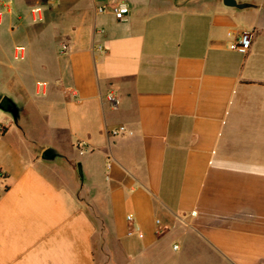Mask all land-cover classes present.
Here are the masks:
<instances>
[{
	"label": "crops",
	"instance_id": "0c3cea01",
	"mask_svg": "<svg viewBox=\"0 0 264 264\" xmlns=\"http://www.w3.org/2000/svg\"><path fill=\"white\" fill-rule=\"evenodd\" d=\"M233 1L0 0V264H264V0Z\"/></svg>",
	"mask_w": 264,
	"mask_h": 264
},
{
	"label": "built area",
	"instance_id": "2783aa9c",
	"mask_svg": "<svg viewBox=\"0 0 264 264\" xmlns=\"http://www.w3.org/2000/svg\"><path fill=\"white\" fill-rule=\"evenodd\" d=\"M109 10L112 13L114 19L118 22L125 20V18L129 14L128 6L124 3L116 4L113 7H111ZM98 11L103 12L104 9L100 8L98 9ZM250 46H251V34L243 32L234 40V42L230 46V50L244 55L249 50ZM106 100L108 103L112 105L116 103L115 98L110 95L107 96ZM122 133H123L122 127L118 129H114L110 132L112 136H116ZM174 249H176V246L174 247Z\"/></svg>",
	"mask_w": 264,
	"mask_h": 264
},
{
	"label": "water",
	"instance_id": "95a60500",
	"mask_svg": "<svg viewBox=\"0 0 264 264\" xmlns=\"http://www.w3.org/2000/svg\"><path fill=\"white\" fill-rule=\"evenodd\" d=\"M223 4L227 7H238L233 0H223ZM0 110L9 114L13 122L17 120L18 109L10 100L6 99L5 101H1ZM58 158V153L51 148L44 150L40 157V159L46 163H54Z\"/></svg>",
	"mask_w": 264,
	"mask_h": 264
},
{
	"label": "trees",
	"instance_id": "16d2710c",
	"mask_svg": "<svg viewBox=\"0 0 264 264\" xmlns=\"http://www.w3.org/2000/svg\"><path fill=\"white\" fill-rule=\"evenodd\" d=\"M5 100H6V99H2L1 101H5ZM1 101H0V102H1Z\"/></svg>",
	"mask_w": 264,
	"mask_h": 264
},
{
	"label": "rangeland",
	"instance_id": "374dc122",
	"mask_svg": "<svg viewBox=\"0 0 264 264\" xmlns=\"http://www.w3.org/2000/svg\"><path fill=\"white\" fill-rule=\"evenodd\" d=\"M1 80V79H0ZM1 84V83H0Z\"/></svg>",
	"mask_w": 264,
	"mask_h": 264
}]
</instances>
